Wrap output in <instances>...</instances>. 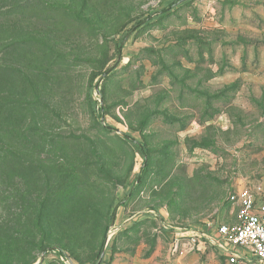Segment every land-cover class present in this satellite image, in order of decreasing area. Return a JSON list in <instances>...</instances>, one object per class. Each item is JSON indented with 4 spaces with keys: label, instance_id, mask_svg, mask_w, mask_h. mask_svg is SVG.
Segmentation results:
<instances>
[{
    "label": "rangeland",
    "instance_id": "rangeland-1",
    "mask_svg": "<svg viewBox=\"0 0 264 264\" xmlns=\"http://www.w3.org/2000/svg\"><path fill=\"white\" fill-rule=\"evenodd\" d=\"M0 67V264H164L264 182L228 81L264 72V0H0Z\"/></svg>",
    "mask_w": 264,
    "mask_h": 264
},
{
    "label": "built area",
    "instance_id": "built-area-1",
    "mask_svg": "<svg viewBox=\"0 0 264 264\" xmlns=\"http://www.w3.org/2000/svg\"><path fill=\"white\" fill-rule=\"evenodd\" d=\"M229 200L238 209L235 224L177 229L173 252L183 245L198 251L210 247L226 264H249L252 258L264 264V185L245 187Z\"/></svg>",
    "mask_w": 264,
    "mask_h": 264
},
{
    "label": "crops",
    "instance_id": "crops-1",
    "mask_svg": "<svg viewBox=\"0 0 264 264\" xmlns=\"http://www.w3.org/2000/svg\"><path fill=\"white\" fill-rule=\"evenodd\" d=\"M228 81L234 83L231 88H236V86H237V90L240 88L238 90L240 94L241 92L244 93L245 91H247L246 96L252 97L253 103L256 101L254 100V98L256 97L262 98L263 106H264V72L257 74H248L246 72H240L237 75H234ZM236 81H238L239 83H237ZM261 184L264 185V182H262ZM246 185L243 188L247 187ZM243 188L239 189V191L242 190ZM166 235L168 237L169 243L165 248L166 253L164 255V264H204L203 262L201 263V260L203 258V255L206 252H208L209 251L208 249L210 248H206L204 250L198 251V250L188 249L183 245L179 248L178 251L173 252V246L178 237L177 231H167ZM210 252L211 251H209V254L207 256L214 257L213 252L211 253ZM253 261L257 262L256 259L252 258L251 262ZM212 264H218V263L217 261H215Z\"/></svg>",
    "mask_w": 264,
    "mask_h": 264
},
{
    "label": "trees",
    "instance_id": "trees-1",
    "mask_svg": "<svg viewBox=\"0 0 264 264\" xmlns=\"http://www.w3.org/2000/svg\"><path fill=\"white\" fill-rule=\"evenodd\" d=\"M1 72H2V68L0 67V74H1ZM124 137L126 140L133 142L136 146L141 148V145L137 141H135L133 138H131L128 134H124ZM143 152H144L145 156H147V152L145 150H143ZM0 158L2 159V157H0ZM1 165H2V161H0V167H1ZM112 219H114L113 216H112Z\"/></svg>",
    "mask_w": 264,
    "mask_h": 264
},
{
    "label": "water",
    "instance_id": "water-1",
    "mask_svg": "<svg viewBox=\"0 0 264 264\" xmlns=\"http://www.w3.org/2000/svg\"><path fill=\"white\" fill-rule=\"evenodd\" d=\"M98 264H100V263H98Z\"/></svg>",
    "mask_w": 264,
    "mask_h": 264
}]
</instances>
